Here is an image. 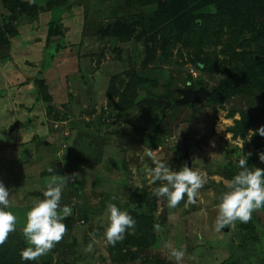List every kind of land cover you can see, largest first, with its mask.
<instances>
[{"label": "rangeland", "instance_id": "374dc122", "mask_svg": "<svg viewBox=\"0 0 264 264\" xmlns=\"http://www.w3.org/2000/svg\"><path fill=\"white\" fill-rule=\"evenodd\" d=\"M263 1L34 0L27 16L15 0H0V27L16 29L0 48V181L17 217L0 257L14 264L30 246L26 213L55 165L63 178L78 174L61 182V205L72 213L61 241L30 264H264V207L247 223L214 228L238 160L264 169L260 152L253 162L249 155L257 142L264 147L256 132L264 126ZM206 58L217 73L203 70ZM199 88L206 99L182 101ZM20 115L30 127L10 136L19 126L10 132L7 120ZM237 123L242 136L231 130ZM149 150L177 171L187 153L206 181L194 203L185 196L169 208L154 195ZM109 202L136 221L115 246L104 238ZM173 249L184 251L181 261Z\"/></svg>", "mask_w": 264, "mask_h": 264}, {"label": "clouds", "instance_id": "9594fccd", "mask_svg": "<svg viewBox=\"0 0 264 264\" xmlns=\"http://www.w3.org/2000/svg\"><path fill=\"white\" fill-rule=\"evenodd\" d=\"M27 2L31 5L34 0ZM256 132L264 137V126L257 128ZM147 155L155 165L147 170L151 176V183L160 182V186L154 190L155 196L166 198L169 208H176L185 196L189 202L196 201L199 190L206 182L204 176L187 165L178 171L172 170L167 164L157 160L151 150ZM258 155L260 161L264 162V152ZM247 159L248 156L238 160L237 166L240 171L226 184V190L220 195L214 222L217 232L236 221L247 223L255 210L264 207V169L249 167ZM47 171L51 173L54 169L49 167ZM55 179L53 177L46 185L43 198L37 200L26 213L23 235L30 246L21 251L22 261H37L39 257L53 249L66 232L63 221L72 213V208L66 204L61 205L63 183H56ZM76 179L78 174H73L64 177V183ZM9 197V189L0 181V245L4 244L9 233L16 230L17 217L8 210ZM106 213L104 238L109 245L115 246L124 239L126 232L135 230L136 221L127 211L121 210L111 202L106 206ZM158 227L157 225V230ZM92 250V244L85 248L86 252ZM172 256L179 262L184 257V251L173 249Z\"/></svg>", "mask_w": 264, "mask_h": 264}, {"label": "trees", "instance_id": "16d2710c", "mask_svg": "<svg viewBox=\"0 0 264 264\" xmlns=\"http://www.w3.org/2000/svg\"><path fill=\"white\" fill-rule=\"evenodd\" d=\"M15 1L17 2V4H19L20 9H21L20 11H21L22 14L27 15V16L28 15L29 16H32V15H35V13L37 12V7L35 6V4L26 5L25 3H21L18 0H15ZM243 2L244 3L246 2V5H248V3H251V0H243ZM251 4H249V5H251ZM259 6L260 7L261 6H264V1L263 2H260V5ZM15 34H16V29L14 28L13 24L7 23L6 25L1 26L0 27V48H1L2 45H5L7 43V39L9 37H11V36H13ZM201 62L204 64V68H203L204 71L210 73L213 70L214 74L217 73V71L215 69H212L213 68V64H211L212 65V68L210 67V62H211V59L210 58H206L204 60H201ZM220 86H221V84H220ZM218 87H216V89H214L211 92L210 97L207 100L208 102H215V100H216V91H218V89H219ZM242 125L243 124L237 123L235 125V127H233L231 129L234 136H242V135H244V132L246 130V126H242ZM260 144L261 143L258 144V142L256 143V147L254 148V152H252L250 154L251 155L250 162L251 161L253 162V161L256 160L255 157L257 158V156H256L257 155L256 154L257 152H263L264 147L261 148ZM52 168L54 169L53 173H58L60 171V169L58 170L55 167V165L52 166ZM48 173L49 172H46L45 174L47 175ZM49 174H51V173H49ZM8 250H13L14 251L13 253L19 252V249L18 248L12 247L11 245L8 246ZM10 260L11 259H9V257H7V256L0 257V264H10ZM13 260H14V264H30L28 261L27 262L26 261H22L20 256H17L15 258H13Z\"/></svg>", "mask_w": 264, "mask_h": 264}, {"label": "crops", "instance_id": "0c3cea01", "mask_svg": "<svg viewBox=\"0 0 264 264\" xmlns=\"http://www.w3.org/2000/svg\"><path fill=\"white\" fill-rule=\"evenodd\" d=\"M25 117H27V116H17V118H15V119H13V120H10V121H8L7 120V124H6V126H5V128L7 127L8 128V126H10L11 125V130H10V132L11 131H14L18 126V129H16L12 134H10V136L11 135H13L15 132H17L18 130H20V129H24L22 126H21V124H23V125H27V126H29L30 127V124H31V122L30 121H28ZM14 118V117H13ZM14 120H16L15 122H14ZM23 120H25V121H23ZM33 131V130H32ZM31 131V132H32ZM28 138V137H27ZM26 138V139H27ZM14 140H17L16 138H13L12 139V142H14ZM11 141V140H10ZM19 141H22V140H19ZM63 172H61V173H54L53 175L54 176H50V178H48L47 180H45V176H44V181H45V184H48L49 183V181L51 182L52 180H53V177H55L56 179H55V182L56 183H61L63 180H64V178H63ZM47 176V175H46ZM39 180H41V178H38Z\"/></svg>", "mask_w": 264, "mask_h": 264}, {"label": "water", "instance_id": "95a60500", "mask_svg": "<svg viewBox=\"0 0 264 264\" xmlns=\"http://www.w3.org/2000/svg\"><path fill=\"white\" fill-rule=\"evenodd\" d=\"M209 96V90L205 88H199L195 90H187L186 97L183 98V102L194 103L196 101L206 99ZM184 164L188 166L189 159L187 153L183 156Z\"/></svg>", "mask_w": 264, "mask_h": 264}, {"label": "built area", "instance_id": "2783aa9c", "mask_svg": "<svg viewBox=\"0 0 264 264\" xmlns=\"http://www.w3.org/2000/svg\"><path fill=\"white\" fill-rule=\"evenodd\" d=\"M194 71V69H191V72H193Z\"/></svg>", "mask_w": 264, "mask_h": 264}]
</instances>
